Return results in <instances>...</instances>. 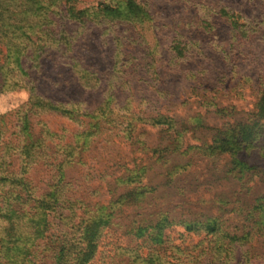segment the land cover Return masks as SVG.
<instances>
[{"label": "trees", "instance_id": "obj_1", "mask_svg": "<svg viewBox=\"0 0 264 264\" xmlns=\"http://www.w3.org/2000/svg\"><path fill=\"white\" fill-rule=\"evenodd\" d=\"M206 2L0 0L1 91L28 93L14 131L0 117V264H235L238 252L251 264L253 244L264 238V18ZM169 5L179 9L171 20ZM67 25L130 33L116 46L109 92L70 59L80 87L103 96L93 109L36 93L41 61L74 53ZM211 53L226 69L214 85L202 64ZM139 69L152 71L164 101L173 97L170 82L187 83L180 104L195 111L180 117L146 100L121 113L114 95L146 81ZM245 96L254 101L240 110L235 100ZM209 113L222 123H208ZM41 115L79 128L72 144L57 148L60 159L44 152L45 139L59 135L43 128ZM149 130L158 135L153 144ZM116 139L127 141L130 156L112 158L116 173L87 174L81 183L92 148Z\"/></svg>", "mask_w": 264, "mask_h": 264}, {"label": "rangeland", "instance_id": "obj_2", "mask_svg": "<svg viewBox=\"0 0 264 264\" xmlns=\"http://www.w3.org/2000/svg\"><path fill=\"white\" fill-rule=\"evenodd\" d=\"M83 5L90 6L96 3L97 0H82ZM162 4H167L169 0H160ZM206 5L212 2H215L218 5H230L236 12H244L248 13L250 16L264 18V3L261 1H252V0H206ZM167 19H173L178 10L175 6L169 5L167 7ZM59 29V28H58ZM54 32H57V29H52ZM65 30L74 37V53L71 56H63V58H59L57 55L49 56L46 59H43L41 70L43 71L42 78L37 81L36 85V93L49 98L53 102H84L87 107L90 109L95 108L100 104L103 99L100 91H85L80 87V84L77 82L76 77L73 75L72 71L69 69L68 65L74 61V63L80 65L84 69H89L94 71L100 82L101 86L106 89V92H109L108 84L112 82V79L116 77L113 72V67H115V52L116 46L122 45L124 42V38H126L130 33L128 29L123 27H119L111 31V29L105 30V28L90 26L87 27V30L77 29L74 25H67ZM83 32V33H82ZM148 32V31H147ZM136 33V32H134ZM148 36V45L150 49H153V29L151 32L147 33ZM165 35L162 40L165 39ZM165 42V41H163ZM138 51H142L144 46L139 47V43H137ZM146 50V49H145ZM149 50H146V54ZM211 52V51H210ZM146 54L142 55V53H135V56L140 60H144L146 58ZM210 59H206L202 61L204 68H208L211 70L209 72L207 79L211 80L210 85L216 84L217 77L223 73L226 69L221 64L219 59L213 54L208 55ZM70 59H73L70 61ZM149 60V59H148ZM29 63V62H28ZM264 66V61H258V65L260 64ZM30 65V64H28ZM145 66L144 64H142ZM139 69L138 75L144 78L146 81H141L134 83L131 81L128 90L121 91L116 93L114 96L116 97L115 105L117 110L121 113H125L126 111H130L131 107L133 109L145 108V102L148 101V104L153 109L154 105L163 109V111L169 110L171 114L187 117L192 114L195 110H190L186 106H182L180 101L183 99H187L186 89L188 84L182 82V80L178 79L177 81L170 82L168 86V90H170L171 98L167 101L159 98V95L153 90V74L149 69ZM254 71V69L252 70ZM110 72V73H109ZM34 75V74H33ZM40 75L41 74H37ZM121 76L115 78L113 82L118 81ZM123 79V78H122ZM121 81V80H120ZM248 90V88L246 89ZM251 95V93L248 91ZM28 99V93L25 91H9L2 92L1 91V78H0V117H3L4 123L9 126L14 131L13 124L16 122L15 112L18 111L19 108L22 107L23 104L26 103ZM245 99V100H244ZM244 99L235 100V104L238 109H247L250 107L251 103L254 99L249 96ZM170 100V101H169ZM169 101V102H168ZM197 111H199L197 109ZM202 111V110H201ZM209 112L212 109L208 110ZM205 116V112H202ZM39 121H42V124L45 125V129L51 131L54 134L59 135L57 139H49L53 143H50L48 139H45V145L48 147L44 152L53 160L55 158L60 159L62 154H57L58 147H61V150L74 142V135L79 131L78 126L72 124L66 119L59 117L57 115H41L38 117ZM206 120L211 125H220L223 121L222 118L213 115L212 113L206 115ZM150 131L149 142L154 143L158 137L156 131ZM49 143L47 144V142ZM50 144V145H49ZM60 155V156H58ZM117 155L128 157V144L124 139H116L113 145L107 146L104 143L96 144L94 148H92L90 154L86 159V167H84L81 171V183L86 184L87 174H94L97 172L106 174H112L117 172V168L112 165V158ZM58 156V157H57ZM127 161V159L125 160ZM131 162V161H130ZM137 162V161H136ZM138 163V162H137ZM113 166V167H111ZM39 175L44 178V173L39 172ZM83 177V178H82ZM93 185V184H92ZM90 185V186H92ZM96 186V184L94 185ZM227 188V187H225ZM80 193L83 190H79ZM92 202L100 201L104 202L106 199L104 196L97 198H89ZM80 211L77 210V215H80ZM67 215V214H65ZM52 223H57L58 228L60 230L59 222L55 217H51ZM64 224V223H63ZM61 231L67 232V227L64 225L61 227ZM112 239H105V244H107ZM104 244V245H105ZM102 246V250L108 251L110 250L106 245ZM253 247L256 249L255 256H253L250 260L251 264H264V238L260 239L256 243L253 244ZM245 256L238 252L237 254V262L235 264H245ZM99 264V263H97Z\"/></svg>", "mask_w": 264, "mask_h": 264}]
</instances>
